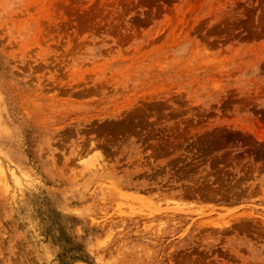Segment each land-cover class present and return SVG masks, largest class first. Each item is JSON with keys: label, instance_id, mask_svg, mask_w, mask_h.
<instances>
[{"label": "rangeland", "instance_id": "1", "mask_svg": "<svg viewBox=\"0 0 264 264\" xmlns=\"http://www.w3.org/2000/svg\"><path fill=\"white\" fill-rule=\"evenodd\" d=\"M0 165V264H264V0H0Z\"/></svg>", "mask_w": 264, "mask_h": 264}, {"label": "bare ground", "instance_id": "2", "mask_svg": "<svg viewBox=\"0 0 264 264\" xmlns=\"http://www.w3.org/2000/svg\"><path fill=\"white\" fill-rule=\"evenodd\" d=\"M0 169H1V170L3 169L1 165H0ZM93 169H94V168H93ZM6 170H8V169H6ZM10 172H11V175H14V172H13L12 170H11ZM84 172H85V171H83V170L81 171L82 175H84V174H83ZM8 173H9V172H8ZM102 190H104V189H102ZM102 190H101V191H102ZM99 193H100V192H99ZM98 195H100V194H98ZM103 196H104V195H103ZM98 197H99V196H98ZM100 199H101V198H100ZM98 200H99V199H98ZM96 203H97V202H96ZM123 204H124V203H123ZM123 204H122V205H123ZM104 205H106V204H104ZM136 205L139 207L138 204H136ZM119 206H120V205H119ZM128 206H129V205H128ZM131 206H132V205H131ZM141 206H142V205H141ZM149 207H150V206H149ZM129 209H130V206H129ZM131 209H132V208H131ZM142 209H143V207L141 208V210H142ZM166 209H167V208H166ZM166 209H165V210H166ZM139 210H140V209H139ZM139 210H138V211H139ZM156 210L159 211L158 209H156ZM160 210L162 211V209H160ZM167 210H168V209H167ZM171 210H172V209H171ZM178 210H179V209H178ZM124 211H125V209L123 210V213H124ZM126 211H129V210H126ZM183 211H184V210H182V212H183ZM129 212H130V211H129ZM155 212H156V211H155ZM169 212H170V211H169ZM172 212H173V211H172ZM175 212H176V211H175ZM152 213H153V211H152ZM152 213H151V214H152Z\"/></svg>", "mask_w": 264, "mask_h": 264}]
</instances>
